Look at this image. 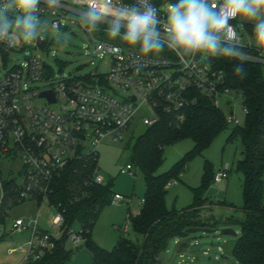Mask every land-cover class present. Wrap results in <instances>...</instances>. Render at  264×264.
<instances>
[{"label":"built area","instance_id":"built-area-1","mask_svg":"<svg viewBox=\"0 0 264 264\" xmlns=\"http://www.w3.org/2000/svg\"><path fill=\"white\" fill-rule=\"evenodd\" d=\"M124 2L132 4L135 0ZM152 2L161 9L160 14L163 16L164 8L170 0ZM65 3L67 7L57 10L55 15L41 4L38 15L50 16L52 22L60 24L61 29L68 22L79 25L77 21L82 9L73 4L72 0H65ZM238 20L239 17L231 23L247 62L264 67V56L257 50L252 31H248L245 26L240 27ZM104 27L102 25L101 30L95 33L83 30L98 41L96 51L101 56L112 57V66L107 74H92L85 78L58 76L46 63L31 56L6 76L0 77V154L3 158H18L23 164V183L19 185L15 182L20 189L21 200H49L53 180L70 163L88 157L96 158L99 156L98 148L107 140L124 141L141 107L149 106L153 111L152 117L143 120L149 128L160 122V110L184 119L182 112L196 105L199 95L221 109V99L234 92L226 86L227 75L217 64L218 59L231 57L202 60L198 54L196 61L186 68L168 50L145 57L138 46L132 48L119 40L111 41L103 31ZM243 31L249 37L247 40L241 34ZM38 38L44 40L45 37ZM37 39L35 46L41 50ZM50 43L49 36V42L45 50H41L42 53L46 52ZM14 44L9 47L0 42V50L4 53L12 51ZM112 46L119 47L120 51H110L109 47ZM39 82L44 83L42 88L33 86ZM44 92H52L55 103L41 97ZM36 100L45 101V105H35ZM55 106L57 110L52 109ZM243 111L246 116L247 110L243 108ZM226 121L236 126L240 124L234 118L233 111L226 117ZM133 170L134 165L130 163L120 173L132 174ZM229 171L230 165L222 167L214 181L220 183L227 179ZM95 182L105 183L99 171ZM3 185L0 177V206L5 195ZM124 200V196L115 194L113 204ZM53 225L62 231V213L58 212L54 217ZM13 228L18 232L32 233L28 245L21 249L25 254L21 264H33L56 247L54 237L40 230L36 222L18 220ZM124 232L127 233V230L124 229ZM71 233L75 245L84 240L81 233Z\"/></svg>","mask_w":264,"mask_h":264},{"label":"trees","instance_id":"trees-1","mask_svg":"<svg viewBox=\"0 0 264 264\" xmlns=\"http://www.w3.org/2000/svg\"><path fill=\"white\" fill-rule=\"evenodd\" d=\"M246 28L253 29L250 25ZM240 62L233 58L217 60L227 75L226 86L240 96L242 107L247 110L244 124L236 126L228 139L238 137L243 146V159L238 162L237 171L243 176L244 219L238 221L241 233L232 255L239 264H264V74L261 66L246 62L247 76L241 79L234 74V65ZM198 100L196 105L182 112L184 119L160 110V122L147 128L132 149L131 163L142 172L146 185L141 210L132 218L134 232L143 237L141 246L120 241L112 250H106L93 240L98 218L105 207L112 206L115 193L112 181L95 182L99 156L88 157L70 163L53 180L49 201L62 213L64 235L54 249L33 264H68L73 252L66 242L75 224L79 226L78 233L84 239L85 248L93 256V264H159V256L169 241L187 237L185 231L189 228L208 227L199 213L207 203L204 191L216 175L211 174L209 163L205 164L202 185L193 190L194 203L190 208L177 212L169 210L166 204L169 186L180 180L190 160L202 155L228 126L222 109L201 95ZM185 140L194 142L193 149L169 171L158 174L164 163L165 149ZM3 187L0 222L5 219L7 210L25 202L20 199V189L14 181L4 183Z\"/></svg>","mask_w":264,"mask_h":264},{"label":"rangeland","instance_id":"rangeland-1","mask_svg":"<svg viewBox=\"0 0 264 264\" xmlns=\"http://www.w3.org/2000/svg\"><path fill=\"white\" fill-rule=\"evenodd\" d=\"M41 23L50 24V16L39 17ZM245 25H249L245 23ZM240 22L239 26L242 27ZM67 35V44H57L55 33L46 29L38 37H51V43L45 53L35 46L36 38L32 42L16 40L12 51L0 50V77L6 76L15 66L26 61L31 56L46 63L58 76L85 78L92 74H107L112 66L110 55L101 56L96 47L98 41L84 31L79 25L67 23L62 29ZM242 36L248 39L243 31ZM264 74V67H262ZM33 86L42 88L44 83ZM35 105L43 106L45 101L36 100ZM57 110L58 107H52ZM221 109L226 117L231 111L234 118L239 120L240 126L245 122V113L240 96L231 92L221 99ZM153 111L149 106L141 107L136 115L131 132L125 134L123 142L105 141L99 148L98 168L106 183L112 181L115 194L124 196L125 200L105 207L93 230V240L102 248L112 250L120 241H127L138 246L143 244V237L134 232L132 218L141 210L146 193V185L142 172L134 166L132 174H121L120 170L131 163L132 149L137 139L146 131L145 118L152 117ZM236 124H228L226 130L203 152L188 163V167L168 188L166 204L169 210L182 212L194 203V189L202 185L205 164L209 163L211 174H217L222 167L230 165L229 177L220 183L210 180L205 191V206L199 216L209 226L206 228L217 230L215 233H196L187 237L174 238L169 241L166 249L159 256V264H239L232 255V250L241 233L239 220L244 219L242 210L243 176L237 171V164L243 159V146L240 138L228 141ZM194 147L192 140H185L165 149V159L158 174L169 171L186 153ZM0 177L3 184L14 181L21 185L24 180L23 164L18 158H3L0 154ZM1 197V196H0ZM58 214L55 207L47 199L27 200L23 204L7 210L5 219L0 222V264H21L26 247L32 238L31 231L18 232L13 228L16 221L34 223L40 230L51 234L56 241L63 238L64 233L53 225V219ZM228 220V221H227ZM233 220V221H232ZM215 224L213 225V223ZM127 230V233L124 232ZM224 229H231L236 237L224 235ZM72 231L78 232L75 224ZM181 244V245H180ZM186 247L182 248V245ZM67 248L74 244L73 237L66 242ZM79 245H85L84 240Z\"/></svg>","mask_w":264,"mask_h":264},{"label":"clouds","instance_id":"clouds-1","mask_svg":"<svg viewBox=\"0 0 264 264\" xmlns=\"http://www.w3.org/2000/svg\"><path fill=\"white\" fill-rule=\"evenodd\" d=\"M72 3L82 9L77 21L82 29L95 33L104 25L109 40H119L132 48L138 46L145 57L168 50L186 68L196 61L198 54L202 60L231 57L241 61L234 65V74L243 79L247 76L246 55L231 23L238 17L254 23L252 37L264 56V0H170L163 16L152 0H135L132 4L124 0ZM41 4L53 15L67 7L65 0H0V42L9 47L18 39L32 42L51 29L57 44H67V35L58 22L41 23ZM109 50L120 51L115 46Z\"/></svg>","mask_w":264,"mask_h":264},{"label":"water","instance_id":"water-1","mask_svg":"<svg viewBox=\"0 0 264 264\" xmlns=\"http://www.w3.org/2000/svg\"><path fill=\"white\" fill-rule=\"evenodd\" d=\"M37 42H38V45L40 46L41 50L44 51L48 42H49V36H46L44 38V40H42L41 38H38ZM41 97H46L50 102L55 103V97H54L52 92H44L41 94ZM131 162H133V159L131 160ZM216 231L217 230H213V229H209V228H189L185 232H186V235H193V234L200 233V232L206 233V234H211V233H215ZM222 233L224 235H230V236H234V237L237 236V234L235 232H233V230H231V229H224L222 231ZM186 246H187L186 244H183L182 248L186 247Z\"/></svg>","mask_w":264,"mask_h":264},{"label":"crops","instance_id":"crops-1","mask_svg":"<svg viewBox=\"0 0 264 264\" xmlns=\"http://www.w3.org/2000/svg\"><path fill=\"white\" fill-rule=\"evenodd\" d=\"M243 21L244 20L239 18L238 23L239 24H240V22L243 23ZM245 23H248L250 26L254 27L253 22L245 21ZM242 25L245 27L247 26L244 23ZM248 31H251V30H248ZM139 212H138V214H139ZM68 249L73 252L72 258L68 264H93V256H92L91 252L85 248L84 245H73L72 247H70Z\"/></svg>","mask_w":264,"mask_h":264}]
</instances>
